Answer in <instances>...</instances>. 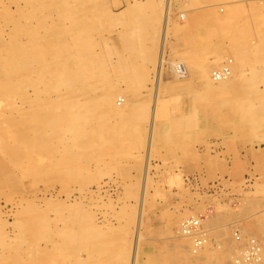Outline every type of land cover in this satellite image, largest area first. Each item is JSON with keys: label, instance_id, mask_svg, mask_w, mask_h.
<instances>
[{"label": "rangeland", "instance_id": "rangeland-1", "mask_svg": "<svg viewBox=\"0 0 264 264\" xmlns=\"http://www.w3.org/2000/svg\"><path fill=\"white\" fill-rule=\"evenodd\" d=\"M0 264H264V0H0Z\"/></svg>", "mask_w": 264, "mask_h": 264}, {"label": "bare ground", "instance_id": "bare-ground-1", "mask_svg": "<svg viewBox=\"0 0 264 264\" xmlns=\"http://www.w3.org/2000/svg\"><path fill=\"white\" fill-rule=\"evenodd\" d=\"M177 67H178V70H179V72L181 73V75H184V73H185V67L183 66V64H181V63H179V64H177ZM224 71L225 72H221V71H219V70H217L216 72H214L213 71V75H212V78H210L209 79V81L211 82V83H213V81L215 80V81H219V82H222L223 83V81H226L227 79H228V69L227 68H224ZM211 76V75H210ZM209 76V77H210ZM218 83V82H217ZM70 85V84H69ZM84 85V84H83ZM82 85V86H83ZM88 87H90V86H88ZM87 88V87H86ZM83 90H85V89H83ZM83 90L81 89V91L83 92ZM79 92V91H78ZM84 92H87V91H84ZM83 92V93H84ZM76 93V92H75ZM82 93V94H83ZM87 94V93H86ZM84 95V94H83ZM59 97V96H58ZM57 97V98H58ZM63 97V96H62ZM65 97V96H64ZM78 97H79V94H78ZM109 98V97H108ZM107 99V98H106ZM108 100V99H107ZM104 101V100H103ZM109 101V100H108ZM60 103V102H59ZM109 106V105H108ZM120 114V113H119ZM190 222L189 224H192V226H193V229H191V228H189L190 229V232L189 233H192L193 232V230H194V225H197V224H199V221L197 222L196 220H187V221H185V222ZM184 225H185V223H183L182 224V230L184 231L185 230V228H184ZM181 230V229H180ZM188 231V230H187Z\"/></svg>", "mask_w": 264, "mask_h": 264}, {"label": "built area", "instance_id": "built-area-1", "mask_svg": "<svg viewBox=\"0 0 264 264\" xmlns=\"http://www.w3.org/2000/svg\"><path fill=\"white\" fill-rule=\"evenodd\" d=\"M189 223H190L189 221L188 222H185V225H184L185 230H184V232H187L188 233V232H190V229L189 228L193 229L192 224H189ZM248 253H250V252L248 251Z\"/></svg>", "mask_w": 264, "mask_h": 264}]
</instances>
